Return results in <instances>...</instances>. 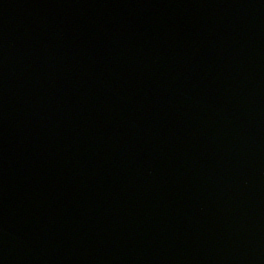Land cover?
<instances>
[{
    "label": "water",
    "instance_id": "1",
    "mask_svg": "<svg viewBox=\"0 0 264 264\" xmlns=\"http://www.w3.org/2000/svg\"><path fill=\"white\" fill-rule=\"evenodd\" d=\"M0 264H264V0H0Z\"/></svg>",
    "mask_w": 264,
    "mask_h": 264
}]
</instances>
